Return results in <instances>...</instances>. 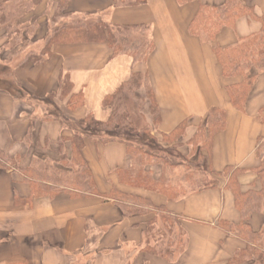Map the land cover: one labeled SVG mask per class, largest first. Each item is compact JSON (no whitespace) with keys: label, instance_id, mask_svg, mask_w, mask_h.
<instances>
[{"label":"crops","instance_id":"1","mask_svg":"<svg viewBox=\"0 0 264 264\" xmlns=\"http://www.w3.org/2000/svg\"><path fill=\"white\" fill-rule=\"evenodd\" d=\"M226 1L201 3L222 5ZM33 3V11L22 22L36 24L35 42L21 57L44 45L58 0ZM245 3L258 16H264V0ZM198 7L199 2L181 5L177 0H147L132 6H117L115 0L69 1L68 11L74 15L101 18L114 25H148L147 37L153 40L154 49L146 62H135L127 54L113 56L105 43L58 42L44 64L15 68L18 57L8 47H0V62L15 68V79L25 91V96L19 98L0 90V150L22 157L25 166L37 158H58V151L49 147V142L70 135L69 128L78 129L89 113L105 120V96L137 71L148 74L160 109L161 121L153 134L170 133L188 121L186 141L211 108L225 109L227 125L214 137L213 169H245L239 176L243 189L253 184L259 187L253 170L264 158V72L255 83L245 111H239L231 105L225 86L242 78L222 76L213 48L231 47L239 38L259 32L262 25L242 17L235 28H223L210 42L189 32ZM64 75L72 82L69 95L62 92ZM80 92L84 104L70 109V96ZM142 112L149 120L147 104ZM82 152L101 193L107 194L115 186L148 197L155 205H165L179 215L187 236L185 250L175 260L144 251L146 222L154 217L153 213L124 217L118 204L99 196L73 198L61 193L53 198L32 197L31 186L22 174L0 169V264H227L245 247L244 240L218 227L220 220H242L232 193L225 189V179L217 188L169 201L159 193L121 184L118 170L132 165L124 143L104 144L89 139ZM154 175L159 179L162 173ZM250 225L255 231L264 230V200Z\"/></svg>","mask_w":264,"mask_h":264},{"label":"trees","instance_id":"2","mask_svg":"<svg viewBox=\"0 0 264 264\" xmlns=\"http://www.w3.org/2000/svg\"><path fill=\"white\" fill-rule=\"evenodd\" d=\"M69 1L58 0L51 20V32L45 38L44 45L39 49H30L22 57L20 55L35 42L36 24L22 22L33 11V0H4L0 4V41L3 40L0 47H8L18 57L19 63L15 68L29 63L44 64L51 55L52 46L58 42H100L108 45L113 56L127 54L135 62L148 60L154 49L153 40L147 37L148 25H114L101 18L74 15L68 11ZM194 1L199 2V7L189 25V32L210 42L216 39L223 28H235L237 20L242 17L257 20L262 25L259 32L239 38L231 47L213 48L222 76L227 79L242 78L239 82L226 85L225 89L231 105L244 112L255 83L264 72V16H258L245 0H227L222 5L203 4L201 0H177L181 5ZM146 2L147 0H115L117 6L141 5ZM15 68L0 62V90L20 98L25 96V91L15 79ZM61 80L63 94L69 95L72 90L69 76L64 75ZM141 89L145 90L142 102L144 106L148 105L149 120L143 110L132 111L129 105L131 96ZM83 104V92L74 93L68 101L70 109ZM103 107L108 111L105 120H98L93 113H89L81 121L80 129L69 128L70 135L63 134L56 141L49 142V147L58 151V158H37L25 166L22 157H13L0 150V169L22 174L23 180L31 186L32 197L53 198L61 193L73 198L99 196L118 204L124 217L153 213L154 217L146 222L147 241L144 251L168 260L177 259L186 248L187 236L182 218L170 212L165 205L157 206L148 197L126 192L115 186L109 193H101L83 156L86 141L90 139L104 144L112 141L124 143L132 165L118 170L121 184L159 193L169 201L217 188L220 180L225 179V189L232 193L242 220L239 223L220 220L218 227L246 243L227 264H264V230L255 231L250 225L252 215L261 211L264 200V158L253 170L260 186L253 184L247 190L243 189L239 181V176L245 169L228 166L217 172L212 166L214 137L227 125L225 109L211 108L205 121L197 126L194 135L186 141L188 121L182 122L170 133L155 135L153 131L161 121L160 109L148 74L137 71L113 93L105 96ZM163 145L177 151L184 147L191 149L184 155V161L175 160L159 151L165 148ZM153 164L170 169L184 167L186 172L178 183L163 176L156 179L149 168Z\"/></svg>","mask_w":264,"mask_h":264},{"label":"rangeland","instance_id":"3","mask_svg":"<svg viewBox=\"0 0 264 264\" xmlns=\"http://www.w3.org/2000/svg\"><path fill=\"white\" fill-rule=\"evenodd\" d=\"M144 95H145V90L141 89V90L137 91L133 96H131L130 101H129V105H130V108L132 111H138L139 112L140 110H143V108H145L144 103L142 102V98L144 97ZM80 128H81V124L79 126V129ZM164 147L165 148H163L162 150H159L162 154H167L172 159L183 160V161L185 160L184 155L188 154L190 149H191V147H186V148L184 147L181 150L177 151V150L168 149L167 146H164ZM149 168L152 170L153 177L155 176L154 172H156V174H159L161 172L162 173L161 176L165 177V179L170 180L174 183L180 182L182 180L183 175L186 172L184 167H180V168H176V169H170V168H162V166L159 164H153Z\"/></svg>","mask_w":264,"mask_h":264}]
</instances>
